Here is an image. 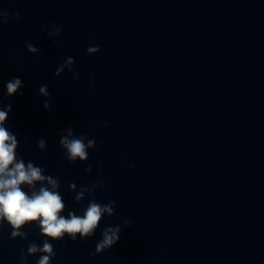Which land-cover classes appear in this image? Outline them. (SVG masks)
<instances>
[{"label": "water", "instance_id": "1", "mask_svg": "<svg viewBox=\"0 0 264 264\" xmlns=\"http://www.w3.org/2000/svg\"><path fill=\"white\" fill-rule=\"evenodd\" d=\"M0 8L21 15L0 27V90L12 76L25 85L8 98L17 153L60 178L68 210L87 205L74 203L68 182L91 184L97 166L106 184L98 202H116L94 237L49 240L52 264H264V0H0ZM45 22L63 27L62 47ZM92 45L100 52L87 54ZM61 56L74 58L79 79L54 75ZM43 84L52 110L38 96ZM69 124L97 142L84 163L62 155L59 132ZM124 219L118 243L91 258L100 229ZM11 230L0 226V264H19L22 249L45 239L34 225L26 239H10Z\"/></svg>", "mask_w": 264, "mask_h": 264}, {"label": "clouds", "instance_id": "2", "mask_svg": "<svg viewBox=\"0 0 264 264\" xmlns=\"http://www.w3.org/2000/svg\"><path fill=\"white\" fill-rule=\"evenodd\" d=\"M19 12L10 13L0 8V27L9 23L10 20H20ZM46 35L53 38V43L57 47H62L56 41L63 32V27L55 22L51 24L45 22L40 25ZM27 52L38 55L39 49L31 42L25 45ZM86 52L95 55L100 52L99 46H88ZM11 59V57H10ZM65 69L79 79V72L75 68L74 58L71 56H61L54 75L60 77ZM92 77L95 73L90 74ZM94 85V80L92 81ZM25 85L19 77L12 76L5 83L6 91L0 90V226L5 222L11 227L10 239H26L27 233L23 231L27 225H34L39 229V234L45 239L42 246L35 242L27 245L26 253L21 250L19 264H26L29 256L39 254L36 264H52L56 257V251L49 242L62 241L65 236L70 240L86 241L95 236L102 218L112 217L116 211V202L109 200L107 203L98 202L96 198L97 189H104L105 182L100 179L102 168L97 166V178L91 184L77 186L75 182H68V190L75 193L74 203L80 204L87 197V205L81 209L68 210L64 198L60 193L61 180L45 173L43 167L37 166L33 160L25 162L22 156L17 153L19 140L17 135L8 129L7 121L9 113L12 111V102L8 98L13 95L23 96L20 91ZM38 96L43 97V108L52 110V102L48 85L39 87ZM7 101V102H6ZM104 126L108 127L109 122L104 121ZM59 145L63 149V157L69 164L77 161L84 163L89 159V150L97 149L96 140L89 139L86 132L76 134L74 127L69 124L59 132ZM27 141L28 137H24ZM36 146L40 151H45L47 141L41 137L36 140ZM121 159H126L121 156ZM128 166L135 169V163L129 162ZM85 173H92L93 165L88 164L84 169ZM27 188V191L24 189ZM67 211V215H62ZM82 213V214H81ZM130 226V221L124 219L121 224L115 226H105L100 229L101 238L96 241L95 251L89 256L95 258L98 254L114 247L120 240L123 229Z\"/></svg>", "mask_w": 264, "mask_h": 264}]
</instances>
